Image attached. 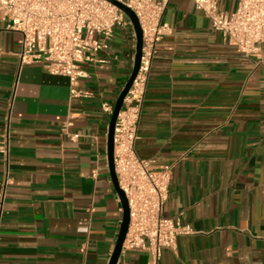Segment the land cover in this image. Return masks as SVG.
<instances>
[{"label":"crops","instance_id":"crops-1","mask_svg":"<svg viewBox=\"0 0 264 264\" xmlns=\"http://www.w3.org/2000/svg\"><path fill=\"white\" fill-rule=\"evenodd\" d=\"M238 3L219 0V11ZM163 19L173 32L157 47L136 149L172 165L164 215L193 232L159 264H264V44L241 53L193 0H169ZM20 39L0 15V142L16 87L8 185L0 153V264H109L123 208L101 103H116L130 77L133 30L117 28L105 61L86 65L90 77L77 88L91 95L81 97L68 77L21 65ZM68 122L76 140L63 131ZM150 261L122 250L117 264Z\"/></svg>","mask_w":264,"mask_h":264},{"label":"built area","instance_id":"built-area-1","mask_svg":"<svg viewBox=\"0 0 264 264\" xmlns=\"http://www.w3.org/2000/svg\"><path fill=\"white\" fill-rule=\"evenodd\" d=\"M137 15L143 33L138 73L124 99L114 131V164L120 188L125 192L130 210L125 250L146 251L149 264H159L165 249L174 250L181 235L193 229L179 218L164 215L173 179L172 165L155 166L151 159L138 155L136 143L146 100L152 63L162 39L173 32L164 21L169 0H118ZM198 10L210 20L211 27L245 55H254L264 44V0H239L233 13L219 11V0H193ZM1 20L7 30L21 34L22 64H39L48 72L68 77L75 97L90 92L77 88L90 77L86 65L103 63L99 54L107 51L117 28H131L128 15L109 0H0ZM135 54L133 57L135 58ZM13 92L7 114L6 132L0 142V153L6 158L5 185L10 182V117L15 100ZM115 103H101L103 113L112 116ZM64 133L76 140L78 132ZM98 173L93 170V176ZM88 232V227H85ZM86 248V247H85Z\"/></svg>","mask_w":264,"mask_h":264},{"label":"water","instance_id":"water-1","mask_svg":"<svg viewBox=\"0 0 264 264\" xmlns=\"http://www.w3.org/2000/svg\"><path fill=\"white\" fill-rule=\"evenodd\" d=\"M116 6H118L121 10H123L128 17L130 18L133 28L136 34V54H135V60H134V66L132 69V72L130 74V77L128 81L126 82L124 88L122 89L120 95L118 96L113 114L111 116L110 125H109V133H108V161H109V168L111 173V178L114 184V187L120 197L122 208H123V218L120 225V231L118 235V239L114 248V251L112 253L111 259L109 261V264H117L118 260L121 256L122 250H123V244L126 238V234L128 232L129 228V222H130V210H129V204L128 199L126 197L125 192L120 188L117 174L115 171V164H114V131H115V124L118 117V114L123 106L124 99L133 83V80L135 79L139 66H140V60H141V54H142V46H143V33L140 26L139 19L135 12L122 2L118 0H109Z\"/></svg>","mask_w":264,"mask_h":264}]
</instances>
